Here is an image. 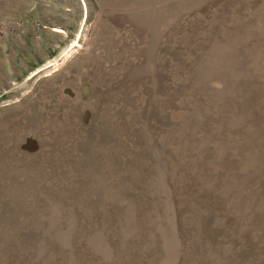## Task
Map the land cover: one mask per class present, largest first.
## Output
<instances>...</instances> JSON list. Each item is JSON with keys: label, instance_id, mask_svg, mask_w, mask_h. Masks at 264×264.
Listing matches in <instances>:
<instances>
[{"label": "rangeland", "instance_id": "1", "mask_svg": "<svg viewBox=\"0 0 264 264\" xmlns=\"http://www.w3.org/2000/svg\"><path fill=\"white\" fill-rule=\"evenodd\" d=\"M0 264H264V0H0Z\"/></svg>", "mask_w": 264, "mask_h": 264}]
</instances>
